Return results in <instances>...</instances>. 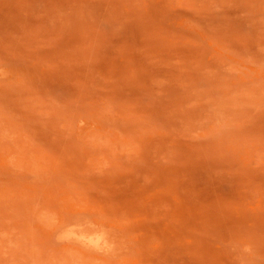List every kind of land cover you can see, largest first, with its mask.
Wrapping results in <instances>:
<instances>
[{"label": "rangeland", "instance_id": "rangeland-1", "mask_svg": "<svg viewBox=\"0 0 264 264\" xmlns=\"http://www.w3.org/2000/svg\"><path fill=\"white\" fill-rule=\"evenodd\" d=\"M0 264H264V0H0Z\"/></svg>", "mask_w": 264, "mask_h": 264}, {"label": "bare ground", "instance_id": "bare-ground-1", "mask_svg": "<svg viewBox=\"0 0 264 264\" xmlns=\"http://www.w3.org/2000/svg\"><path fill=\"white\" fill-rule=\"evenodd\" d=\"M97 238H99V237H97ZM96 239L95 240L94 239H90V241L85 243V244L89 245V246H91V247H93L95 249L104 250V248H103L104 242H102L103 239H102V241H100L99 239H97V240ZM100 239H101V237H100Z\"/></svg>", "mask_w": 264, "mask_h": 264}]
</instances>
